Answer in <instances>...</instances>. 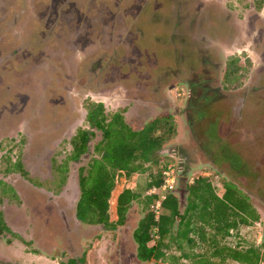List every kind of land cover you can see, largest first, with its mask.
<instances>
[{
    "label": "rangeland",
    "instance_id": "rangeland-1",
    "mask_svg": "<svg viewBox=\"0 0 264 264\" xmlns=\"http://www.w3.org/2000/svg\"><path fill=\"white\" fill-rule=\"evenodd\" d=\"M263 91L264 0H0V209L25 239L0 235V247L12 240L5 243V259L12 254L20 264H59L58 258L61 264H156L136 257L132 232L143 215L138 201L115 231L74 222L75 169L82 166L85 175L101 157L94 150L100 130L92 129L86 153L71 162L65 191V172L51 165L53 148L59 163L70 160L69 138L76 125L90 128L87 107L98 102L136 128L171 115L174 131L162 126L154 132L166 133L156 163L143 164L154 172L165 164L164 170L174 171L170 192L181 207L186 185L199 176L209 177L218 195L225 183H234L259 219L240 225L227 241L264 250ZM239 97L245 126L228 122ZM150 169L137 176L134 191L142 196L151 190ZM125 182L117 172L109 198L112 221ZM35 247L45 250L37 251L43 261L28 255ZM55 247L61 252L54 253ZM169 252L180 254L174 244Z\"/></svg>",
    "mask_w": 264,
    "mask_h": 264
},
{
    "label": "trees",
    "instance_id": "trees-1",
    "mask_svg": "<svg viewBox=\"0 0 264 264\" xmlns=\"http://www.w3.org/2000/svg\"><path fill=\"white\" fill-rule=\"evenodd\" d=\"M104 107L103 102L87 107L86 121L90 128L79 127L72 141L76 157L88 149L93 128L103 135L94 146L101 157L94 158L87 174L81 172L79 176L77 219L112 228L124 224L127 212L138 201L142 204L143 215L139 216L132 238L136 244V257L142 262L183 264L179 261L186 259L190 264L264 263V250L244 247L239 242L232 245L227 241L240 225H250L259 219L245 193L234 183H225L223 194L218 195L209 177L199 176L186 185L188 197L184 207L172 191L161 199L158 214L152 207L160 198L158 194L148 192L142 196L134 191L138 174L150 169L143 163L156 160V151L166 139L165 132L160 135L154 132L162 126L168 133L174 131L171 115H162L136 128L129 125L122 114L109 115ZM165 168L166 164L155 172L150 169L147 190L162 186ZM119 171L126 182L117 197V219L111 222L109 198ZM22 172L26 176V172ZM0 226L2 230L8 229L1 213ZM151 241L153 243L149 244ZM172 244L180 250L179 255L169 252ZM68 264H75V261L70 260Z\"/></svg>",
    "mask_w": 264,
    "mask_h": 264
},
{
    "label": "flooded vegetation",
    "instance_id": "flooded-vegetation-1",
    "mask_svg": "<svg viewBox=\"0 0 264 264\" xmlns=\"http://www.w3.org/2000/svg\"><path fill=\"white\" fill-rule=\"evenodd\" d=\"M261 14V13H260ZM257 79V78H256ZM260 79H262L261 77H259L256 81H255V84H259V83H261L262 82V80H260ZM260 86V85H259ZM259 86H255V87H257V88H259ZM219 88V87H218ZM256 88V89H257ZM189 90V94H190V89H188ZM214 91H219V89H214ZM263 93H264V91H263ZM189 94H188V96H189ZM244 98H245V96H244ZM244 98L243 97H239V99L237 100V104H235V105H233V106H231L230 107V115H233V117H231V118H233V119H229V123H231L230 121L231 120H233L234 122H233V124L235 125V124H237L238 122V124H239V126H245L244 124H246L247 122H248V119H247V110L246 109H243V106H244ZM169 107V105H167V106H165V108H164V110H167V108ZM170 112V111H169ZM164 116H166V115H164ZM85 119H86V115H85ZM241 123H243V125L241 124ZM79 127H83L82 125H76V127H75V132H74V135L72 136V137H70L69 138V141H68V144L71 146V151L69 152L70 153V155H69V158H70V160L68 161V162H65V163H59V161H58V157H59V155L57 154V151H56V149L55 148H53L52 149V152H51V156L49 157L50 158V161H51V165L53 164L54 165V167H55V171H64L65 172V177H63V179H61V182L63 183V184H61V186L60 187H62L63 188V190L65 191L66 190V188H67V185L70 183V177H71V174L73 173V168L71 167V169H70V165H71V162L73 161L74 163L75 162H77V160L79 159V158H81V156L84 154V153H86V151H84L83 153H80L79 155H77L76 157L74 156L75 154V152H74V147H73V145H72V141H73V137L76 135V132H77V130H78V128ZM57 131V130H56ZM56 131L54 132V133H56ZM194 133H195V131H193ZM67 133H69V130H67ZM246 136V135H245ZM247 137V136H246ZM65 138H63V140H64ZM241 141H242V139H241ZM54 160H57L58 161V163L56 162V161H54ZM17 166H19V167H21V168H23V165H22V163H20V162H16L15 163ZM235 167V166H234ZM66 169H67V171H66ZM78 170V171H77ZM24 171V170H23ZM75 171H77L78 172V174H76V177H77V186H78V188H79V194H78V198H79V196H80V181H79V176L81 175V172L83 171V168H82V166H77V169H75ZM26 172V171H25ZM22 175H23V172L21 173ZM20 174V177H23L22 175ZM25 176V175H24ZM26 176H27V172H26ZM0 182H2V180H0ZM61 182H59V184L61 183ZM31 183V182H30ZM33 183V182H32ZM33 186H35L37 189H39V190H42V191H44L43 190V188H42V186H41V184L40 183H38V182H34L33 184H32ZM44 192H48V191H44ZM185 192H186V190H184V192H183V194H185ZM64 193V192H63ZM182 194V195H183ZM185 196V195H184ZM118 197V196H117ZM78 198H77V200H78ZM77 200L75 201V209H74V222H80V224H84V225H88L89 227L88 228H94V227H99L101 230H108L109 232L110 231H115V230H117L118 228H119V226H123L124 224H125V222H127V217H126V220H125V222H124V224H122V225H115V227H112V228H109V227H104V225H102V224H90V223H87V222H84V221H81V220H79V219H77V217H76V204H77ZM116 202H117V198H116ZM68 205V204H67ZM66 205V206H67ZM0 213H1V219H2V221H3V223L7 226V228L8 229H4V230H2L1 229V226H0V235H3L4 233H10V234H12V235H16L15 237L16 238H18V239H21V240H25V239H23L18 233H16L13 229H12V227L11 226H9L8 224H7V222H6V220H5V217H4V214H3V212L1 211V209H0ZM117 215V214H116ZM139 219V218H138ZM109 221H111L112 222V220L110 219V217H109ZM63 223V222H62ZM66 224V223H65ZM136 224H137V222H136ZM100 225V226H99ZM83 229V228H82ZM69 231V230H68ZM11 239H6V244L7 245H9L10 243H11ZM33 243H35V241L32 239L31 240ZM3 241L1 242V247H0V255H2V257L0 258V262H3V261H7L9 264H20V260H17V259H15V258H13L12 257V254H11V252H10V254L11 255H9V257L11 258V259H5V255H7V254H5V252H9V250H8V247H7V245L5 244ZM3 247V248H2ZM69 247L71 248V245H69ZM35 248H37V247H35ZM39 249V250H38ZM37 251H39V253H46L45 252V250H42V249H40V248H37V250L36 251H34V250H31L30 252L31 253H35V254H37ZM59 252H61L57 247H55L54 248V253H59ZM3 253H4V256H3ZM76 254V253H75ZM3 257H4V259H3ZM71 260H76V259H71ZM76 261H78V260H76ZM69 262V261H68ZM68 262H67V264H68ZM142 262V261H141ZM58 263L59 264H61V261H60V259L58 258ZM76 263V262H75ZM22 264V263H21Z\"/></svg>",
    "mask_w": 264,
    "mask_h": 264
},
{
    "label": "built area",
    "instance_id": "built-area-1",
    "mask_svg": "<svg viewBox=\"0 0 264 264\" xmlns=\"http://www.w3.org/2000/svg\"><path fill=\"white\" fill-rule=\"evenodd\" d=\"M163 184L157 190V188H152L149 192L155 193L159 195V199L156 200L155 204L153 205L156 213H159V208H160V201L161 199L165 198V195L169 193L173 188L174 184L176 183V176L174 175V171L172 169H166L163 171Z\"/></svg>",
    "mask_w": 264,
    "mask_h": 264
},
{
    "label": "crops",
    "instance_id": "crops-1",
    "mask_svg": "<svg viewBox=\"0 0 264 264\" xmlns=\"http://www.w3.org/2000/svg\"><path fill=\"white\" fill-rule=\"evenodd\" d=\"M28 255L32 256L33 258H35L34 260L39 261V262L44 260L42 259V254H35V253L30 252L28 253Z\"/></svg>",
    "mask_w": 264,
    "mask_h": 264
}]
</instances>
